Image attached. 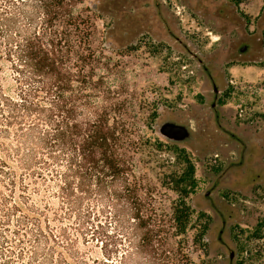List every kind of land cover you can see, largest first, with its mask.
Here are the masks:
<instances>
[{
	"label": "trees",
	"instance_id": "1",
	"mask_svg": "<svg viewBox=\"0 0 264 264\" xmlns=\"http://www.w3.org/2000/svg\"><path fill=\"white\" fill-rule=\"evenodd\" d=\"M85 1L0 0V264H197L194 167L171 210L137 171Z\"/></svg>",
	"mask_w": 264,
	"mask_h": 264
},
{
	"label": "rangeland",
	"instance_id": "2",
	"mask_svg": "<svg viewBox=\"0 0 264 264\" xmlns=\"http://www.w3.org/2000/svg\"><path fill=\"white\" fill-rule=\"evenodd\" d=\"M89 5L94 46L110 67L98 73L137 121V171L171 210L177 177L194 167L191 258L264 264V0H86L77 9ZM165 123L189 136L167 138ZM243 143L256 152L252 182Z\"/></svg>",
	"mask_w": 264,
	"mask_h": 264
},
{
	"label": "water",
	"instance_id": "3",
	"mask_svg": "<svg viewBox=\"0 0 264 264\" xmlns=\"http://www.w3.org/2000/svg\"><path fill=\"white\" fill-rule=\"evenodd\" d=\"M216 96L219 94V90L217 87L214 89ZM161 133L169 139L172 140H183L189 136V131L184 125L176 124V123H165L161 127ZM231 258H234L235 252L231 250L230 253Z\"/></svg>",
	"mask_w": 264,
	"mask_h": 264
},
{
	"label": "flooded vegetation",
	"instance_id": "4",
	"mask_svg": "<svg viewBox=\"0 0 264 264\" xmlns=\"http://www.w3.org/2000/svg\"><path fill=\"white\" fill-rule=\"evenodd\" d=\"M244 48L245 47H242L241 48V50H244ZM219 90V89H218ZM224 92V91H223ZM223 92L222 93H220V94H223ZM218 102V101H217ZM251 147H250V144L249 143H243L242 144V148H241V152H240V155H241V162L243 163L244 162V158H247V161H246V163H245V165H247V166H251L250 168H252L251 169V171L252 172H254V177H253V179L252 180H250L251 182L255 179V177H259L260 176V173L259 172H257V170L256 169H253V167H252V165H251V159H254V158H252L254 155H256V152L253 150V149H250ZM251 159H250V158ZM248 159H250V160H248Z\"/></svg>",
	"mask_w": 264,
	"mask_h": 264
}]
</instances>
